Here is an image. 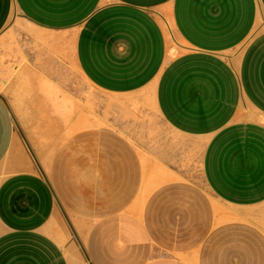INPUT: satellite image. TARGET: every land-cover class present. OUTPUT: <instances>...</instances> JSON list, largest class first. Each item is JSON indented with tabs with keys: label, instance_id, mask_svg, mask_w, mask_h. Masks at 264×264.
I'll list each match as a JSON object with an SVG mask.
<instances>
[{
	"label": "crops",
	"instance_id": "0c3cea01",
	"mask_svg": "<svg viewBox=\"0 0 264 264\" xmlns=\"http://www.w3.org/2000/svg\"><path fill=\"white\" fill-rule=\"evenodd\" d=\"M0 95L92 264H264V0H0ZM0 264H84L1 99Z\"/></svg>",
	"mask_w": 264,
	"mask_h": 264
},
{
	"label": "rangeland",
	"instance_id": "374dc122",
	"mask_svg": "<svg viewBox=\"0 0 264 264\" xmlns=\"http://www.w3.org/2000/svg\"><path fill=\"white\" fill-rule=\"evenodd\" d=\"M52 54V53H51ZM18 67V66H17ZM51 71H53V66H51ZM81 87H82V89H83V98H87L88 96L87 95H85V93H84V90H86V89H88L89 88V86H88V84L84 81V79H82L81 80ZM19 113H16V115H15V118H16V120H17V123H18V125H19V127H20V129H21V131L23 132V134H24V136H25V138H26V140H27V142H28V138L26 137V134H25V131H30V132H32V131H34L35 129H33V128H30V129H26L25 127H23V125H24V123L25 122H29L30 120H36V119H39L40 117L38 116V115H30V114H27V115H25L24 117H20L19 115H18ZM155 119H157V118H155ZM23 143H24V141H23ZM29 143V142H28ZM29 145H30V147H31V149H32V151H33V153H34V149H33V147H32V145L29 143ZM24 146H25V150H26V152H27V155L29 156V158H30V160L33 162V164L36 166V164H35V162H34V160H33V158H32V156L30 155V153H29V151H28V149H27V147H26V145H25V143H24ZM34 155H35V157H36V159H37V161H38V163L40 164V166H41V168H42V170H43V172H44V169H43V167H42V161L40 160V159H38V157L36 156V154L34 153ZM37 167V166H36ZM38 168V167H37ZM186 198V193H185V191H183V190H181V189H179V191H178V199L179 200H184ZM255 209H253V210H255V211H257L258 212V215H257V217H258V222H253L251 225H250V227H252L253 229H255L257 232H258V241L259 242H261L262 243V245H263V250H264V204L263 205H260V206H258V208L257 207H254ZM68 217V216H67ZM68 219H69V217H68ZM66 221V220H65ZM69 221H70V219H69ZM67 223V222H66ZM70 223H71V221H70ZM68 225V224H67ZM68 227H69V225H68ZM69 232H70V237H71V240H73L75 243H76V245H77V247H78V250H79V252H80V254H81V257H82V262L84 263V264H92V262H91V260L89 259V260H87V258L85 257V255H84V253H83V251H82V249H81V247H80V244L78 243V241L76 240V238H75V236H74V234H73V232L71 231V229H70V227H69ZM84 249V248H83ZM85 253H86V251H85ZM87 254V253H86ZM88 256V255H87ZM245 264V263H244Z\"/></svg>",
	"mask_w": 264,
	"mask_h": 264
},
{
	"label": "water",
	"instance_id": "95a60500",
	"mask_svg": "<svg viewBox=\"0 0 264 264\" xmlns=\"http://www.w3.org/2000/svg\"><path fill=\"white\" fill-rule=\"evenodd\" d=\"M0 99L2 100V102H3L4 105H5V107L7 108L8 112H9V115H10V117L12 118V120H13V122H14L16 128H17V130L19 131L20 136H21V138L23 139V141H24V143H25V145H26V147H27V149H28L30 155L32 156V158H33V160H34L36 166L38 167V169H39V171L41 172V174H42L43 178L45 179V181L47 182V184H48V186H49V188H50V191H51V193H52V195H53L55 201L57 202L59 208L61 209V212H62V214H63V216H64V218H65L67 224L69 225L71 231L73 232V234H74L76 240H77L78 243L80 244V247H81V249H82V251H83L85 257L87 258V260H89V257H88L87 254L85 253V250L83 249V247H82V245H81L79 239L77 238V235L75 234V231L73 230V227H72V225H71V223H70V221H69V219H68V217H67L65 211L63 210L62 206L60 205L59 200L57 199V196H56L55 192L53 191L51 185L49 184L46 175L44 174V172H43V170H42L40 164L38 163V161H37V159H36V157H35V155H34L32 149H31V147H30V145H29V143L27 142V140H26V138H25L23 132L21 131V129H20L18 123H17L16 118L14 117L12 111L9 109L8 104H7L6 100H5V98H4L2 95H0ZM90 264H91V263H90Z\"/></svg>",
	"mask_w": 264,
	"mask_h": 264
}]
</instances>
